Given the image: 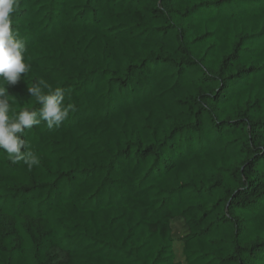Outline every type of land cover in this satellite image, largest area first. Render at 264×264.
Here are the masks:
<instances>
[{"label": "trees", "instance_id": "trees-1", "mask_svg": "<svg viewBox=\"0 0 264 264\" xmlns=\"http://www.w3.org/2000/svg\"><path fill=\"white\" fill-rule=\"evenodd\" d=\"M30 72L69 116L0 150V264H264V0H19ZM47 91V89H45ZM26 149H22L24 151Z\"/></svg>", "mask_w": 264, "mask_h": 264}, {"label": "clouds", "instance_id": "clouds-1", "mask_svg": "<svg viewBox=\"0 0 264 264\" xmlns=\"http://www.w3.org/2000/svg\"><path fill=\"white\" fill-rule=\"evenodd\" d=\"M18 7L19 0H0V150L5 151L14 163L23 161L32 168L39 164V157L29 151L21 135L25 129L40 125L41 121H45L48 128L59 127L69 116L71 106L64 105L61 88H52L39 80L28 87V92L40 104L38 111L26 108L10 115L13 106L9 86L17 84L30 72V65L25 61V42L13 27L12 17Z\"/></svg>", "mask_w": 264, "mask_h": 264}, {"label": "rangeland", "instance_id": "rangeland-1", "mask_svg": "<svg viewBox=\"0 0 264 264\" xmlns=\"http://www.w3.org/2000/svg\"><path fill=\"white\" fill-rule=\"evenodd\" d=\"M0 222L7 225L8 227H12L13 221L4 215H0ZM186 230V226L183 220H179L173 224V235L177 238L175 242V253H176V260L179 264H187L185 261V257L182 255V241L179 238L184 235Z\"/></svg>", "mask_w": 264, "mask_h": 264}]
</instances>
